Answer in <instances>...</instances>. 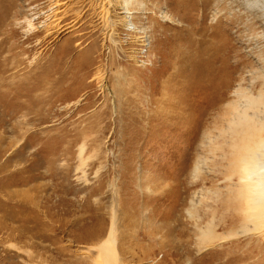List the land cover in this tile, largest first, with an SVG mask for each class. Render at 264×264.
Instances as JSON below:
<instances>
[{"label":"rangeland","instance_id":"1","mask_svg":"<svg viewBox=\"0 0 264 264\" xmlns=\"http://www.w3.org/2000/svg\"><path fill=\"white\" fill-rule=\"evenodd\" d=\"M55 3L0 0V264H100L102 240L107 264H264V228L215 225L211 171L223 109L264 91V0H129L115 26Z\"/></svg>","mask_w":264,"mask_h":264},{"label":"bare ground","instance_id":"2","mask_svg":"<svg viewBox=\"0 0 264 264\" xmlns=\"http://www.w3.org/2000/svg\"><path fill=\"white\" fill-rule=\"evenodd\" d=\"M52 1L56 2L55 5L57 4V0ZM101 2L102 5L106 4L107 6L103 8L105 10L101 9L103 13H110L109 8L111 7L117 14L115 15L117 19L107 20L106 23H109V26H115V22H120L121 24L126 23L125 18L127 17H124L125 15L123 16L122 14L124 13L122 12H125L124 10L128 8L129 0H101ZM59 12L60 10L56 11V14ZM108 16H111V14ZM162 16L165 17L166 15L164 14ZM60 18L59 15H52L51 26L56 27L54 31L61 32L62 30H66V26L63 27L60 25ZM71 26H74V22L69 26L67 25V28L71 29ZM51 32L53 30L48 31V33ZM130 32L131 35L132 33L138 34L139 32L143 34L142 36H138L140 33L132 36L137 45L148 44L144 31L133 28ZM136 49L140 50V47ZM138 57L137 55L132 56L136 61H138ZM100 76L98 74L96 77L99 78ZM47 79L45 77L40 79V81L45 82ZM55 93L50 97L47 96L43 101L40 100L42 107L38 108V110L35 109L37 120L38 118L41 119L39 114L43 112L42 110H48L56 98H60L65 94L64 92L63 95L55 96L53 99ZM44 104L46 105L44 106ZM32 113L34 115L33 111ZM222 119H224L222 124L213 126L215 133L214 140L216 142L211 145V171L218 184H223L224 189L223 193L219 189H215L213 192L216 194V200L219 201L217 205L222 210L220 222L215 225H221L222 227L228 226L230 230H235L240 226V230L245 231L249 230L247 229L248 224H251L253 227H251L250 231L253 230V232L259 233L264 228V91H260L257 97L240 92L238 94V100L230 102L223 109ZM213 222V218H211L204 229L199 228V239L201 242L208 244L217 239L214 234L215 226ZM132 223L134 222L129 220L126 226ZM256 225L258 227H255ZM110 230L111 226L109 233ZM104 234V221L99 219L90 237L92 239H99ZM94 247L99 252L100 264H107L110 260L114 259V249L109 245L107 240L95 243Z\"/></svg>","mask_w":264,"mask_h":264}]
</instances>
